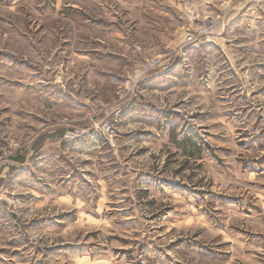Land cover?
<instances>
[{
    "label": "rangeland",
    "instance_id": "374dc122",
    "mask_svg": "<svg viewBox=\"0 0 264 264\" xmlns=\"http://www.w3.org/2000/svg\"><path fill=\"white\" fill-rule=\"evenodd\" d=\"M0 264H264V0H0Z\"/></svg>",
    "mask_w": 264,
    "mask_h": 264
}]
</instances>
